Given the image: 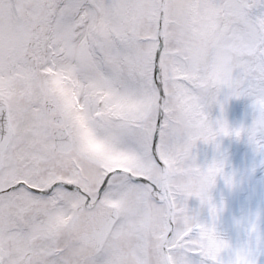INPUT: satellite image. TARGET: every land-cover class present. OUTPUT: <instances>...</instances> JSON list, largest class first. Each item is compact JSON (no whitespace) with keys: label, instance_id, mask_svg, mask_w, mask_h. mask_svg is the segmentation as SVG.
Masks as SVG:
<instances>
[{"label":"snow or ice","instance_id":"snow-or-ice-1","mask_svg":"<svg viewBox=\"0 0 264 264\" xmlns=\"http://www.w3.org/2000/svg\"><path fill=\"white\" fill-rule=\"evenodd\" d=\"M222 136L264 152V0H0V264H257L193 154Z\"/></svg>","mask_w":264,"mask_h":264},{"label":"bare ground","instance_id":"bare-ground-1","mask_svg":"<svg viewBox=\"0 0 264 264\" xmlns=\"http://www.w3.org/2000/svg\"><path fill=\"white\" fill-rule=\"evenodd\" d=\"M247 97H240L237 99V102L240 106H246ZM252 120H248L246 125H250ZM245 125V126H246ZM237 143V148L229 145H225L227 150L223 156L225 158V163L228 159L232 160V163L235 164V167L230 169H224L226 174H234L235 184L232 189L228 190L232 201H224L228 206V209L231 211H242L244 205L247 204V212L242 214L230 213L225 220L224 224L218 228L221 233L228 238L229 240H234L235 243L239 240L240 233H243V229H238L234 223L235 219L240 218H251L255 216L256 213H259V224L260 221L264 218V174L257 175L254 171V168L251 166L260 162V159H256L255 151L253 146L248 142L247 137H241ZM232 144V143H231ZM237 154V156H234ZM261 183V185L259 184ZM257 185V187H256ZM242 193H245L244 195ZM245 211V210H243ZM261 230H264V223L260 225ZM243 239V237L241 236ZM264 264V261H262Z\"/></svg>","mask_w":264,"mask_h":264},{"label":"rangeland","instance_id":"rangeland-1","mask_svg":"<svg viewBox=\"0 0 264 264\" xmlns=\"http://www.w3.org/2000/svg\"><path fill=\"white\" fill-rule=\"evenodd\" d=\"M238 98H231L228 100V102L225 104V111H224V117L227 120L228 124L230 127H240L241 125H246L248 120H252L253 119V109L251 107V101L249 98H246V106H240V104L237 102ZM210 114L212 116L213 119H215V117H217L219 115V109L216 106H213L210 109ZM240 138L237 139L234 136H222L218 138V142H219V151L216 150V148L212 145V144H205L203 142L198 141L196 146L193 148V154L196 157V161L197 163L201 164V165H205L209 162H211V160L214 157H218L220 154H224L227 150L225 149V145H229L228 143H230V147L233 146L237 148V143L239 142ZM232 143V144H231ZM234 156H237V154H234ZM255 156L256 159H260L259 164L256 163L254 165H252L251 167L254 168V171L257 173V175H262L264 174V152H256L255 151ZM232 167H235V164L232 163V160L228 159L225 163V169H230ZM259 184L261 185V183L259 182ZM257 187V185H256ZM232 189L229 188L225 182L224 179L222 177H217V181L215 186L212 188L211 190V194L213 199L219 203L221 200L223 201H232L230 195L228 194V190ZM243 195L245 193H242ZM189 206L190 208H198L199 207V201L196 198H190L189 200ZM225 203V202H224ZM229 205L225 204V208L223 213L221 214L220 220L218 222L217 227L220 228L221 225L224 224L225 220L227 221V217L230 213H238V214H242L244 212H247V204L244 205L243 210L245 211H231V209H228ZM202 218L206 219L207 218V210L204 209L202 211ZM264 218V217H263ZM260 225H262L264 223V219L260 221ZM235 225V224H233ZM240 235L244 238V234L240 233ZM241 236H239V239H242ZM233 243H235L234 240H230ZM264 261V253H260L257 256V264H263Z\"/></svg>","mask_w":264,"mask_h":264},{"label":"clouds","instance_id":"clouds-1","mask_svg":"<svg viewBox=\"0 0 264 264\" xmlns=\"http://www.w3.org/2000/svg\"><path fill=\"white\" fill-rule=\"evenodd\" d=\"M202 98H204L205 100H210V98H211V92L209 90H204L202 92Z\"/></svg>","mask_w":264,"mask_h":264}]
</instances>
